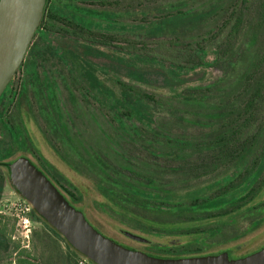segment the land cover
Segmentation results:
<instances>
[{"label": "trees", "instance_id": "obj_1", "mask_svg": "<svg viewBox=\"0 0 264 264\" xmlns=\"http://www.w3.org/2000/svg\"><path fill=\"white\" fill-rule=\"evenodd\" d=\"M49 1L45 2L40 26L27 51V55L35 58L28 64L27 73L29 80L33 78L34 102L38 105V112L41 116L45 110L43 103L48 105L58 117L61 110L58 87L55 81L48 80L47 76L44 80L39 79L36 60L52 63L51 59L57 57L65 66L66 79L70 80L69 94L75 99L77 92L81 96L82 93L86 95L91 91L100 98L108 99L105 102L98 100L97 102L101 103L105 109L108 108L107 105H111V108L107 109L112 112L111 120L115 121L120 130L134 143L137 142V146L146 151L151 158L155 160L172 159L182 162V165L189 164L191 162L189 158L177 153L183 152L184 148L199 147L197 151L212 154L209 158L230 164L229 169L221 177L210 183L183 192H175L164 184L146 175L143 176L137 169L136 172H132L134 177L126 175L125 172L130 171L131 168L125 164L129 162L125 156L122 157L123 163H119L115 168L111 167L98 153L102 152L101 148L98 147L99 150H96V145L86 144L87 142L80 140L81 135L71 133L69 130L70 151L75 155L77 164L80 165L78 167L80 170L76 169L77 167L72 169L76 172L84 170L97 179L96 189L102 199L97 207L109 212L111 217H119V221L129 228L143 232L147 236L150 234L149 237L153 235L162 239L178 233L188 236L185 249L181 251H171V245L154 243L146 245L147 255L159 258L201 256V249L192 246H203V241L221 233L223 230L221 226L224 225H236L240 221H246L247 232L256 229L264 221V136L258 144V149L255 148V136L260 129L256 125L264 107V32L259 36H252L250 42L246 43L247 49L255 47L258 42L260 45L247 70L236 75L237 80L234 84L238 86L240 93L233 102L237 113L236 117L225 126L224 131L218 133L215 140L210 142L207 138L173 137L154 126L153 118L158 111H165L179 120L192 123V120L178 117L176 110L169 109L174 103L188 108H203L209 111L208 118L223 117L220 116L221 113L215 115L210 109V106L214 105L215 96L218 95L220 98L221 91L216 90L214 85L203 88L201 82L206 77L207 70L214 64H218L220 60L225 61L223 64H226L229 70L237 69L244 51L240 49L237 54L232 50L204 48L199 44H194L192 36L187 34L199 30L203 23L219 14L222 11L223 0L220 4L200 12L184 11L182 9L184 5L180 3L171 5L162 9L158 19L135 26L117 22L123 16L120 13L102 9L94 10L79 5L84 4V1L57 0L50 5ZM118 1L102 0L99 5L102 8L104 5H118ZM249 1L230 0L227 9H224V12L228 13V8L231 6V13L222 25L223 28L229 26L227 42H234L240 34L243 28L244 7ZM261 3L264 6V0ZM90 4L92 5L93 2ZM103 12L107 15H116L114 19H107L113 22L107 25L109 31L97 30V28L93 30L83 26V20L89 17L90 20L91 18L95 20V16ZM126 13L131 15L128 9ZM133 28L136 33H145L150 38L172 36L173 40L168 41L172 48L169 50V52L172 51L170 57H166L162 62L154 57L131 52L128 48L124 51L123 47L117 45L121 40L115 37V34L119 31L127 34L128 30ZM41 29L40 43L33 44V40ZM54 32H60L59 36L63 41L45 42L46 36ZM102 46H108L111 50L107 51ZM180 47L181 49H178ZM97 55L116 64L117 67L111 66L107 70L92 63L90 58ZM209 55H212L211 59ZM236 56L238 58H235ZM141 67L158 68L161 71L164 81L163 88L168 90L165 92L168 99H156L154 96L140 93L120 82L119 79L124 77L134 84H144L146 79L144 72L140 71ZM119 69H125L127 75L121 74ZM105 72L117 75L116 84L119 92L116 93L107 88L104 82H100L98 75ZM31 86L33 85L23 82L19 84L18 89H14L9 84L0 97L1 113L5 110L4 96L8 93V95H18L16 112L21 116L19 121L23 120L21 106L24 103L27 106V112L32 117L31 101L27 89ZM76 86L81 90L75 92ZM114 111L115 115H113ZM4 120L6 125L8 121ZM206 125L203 124L202 127ZM13 127L16 129L15 135H11L13 142L17 148H25L26 141L21 130V123ZM102 136L106 137L103 133ZM245 136L249 137L242 142ZM159 148L166 150L161 151ZM65 183L70 189L62 188V195L71 205L72 202L79 204L82 195L80 193L75 195L71 190L77 193V188L68 181ZM2 185L3 178L0 176V192ZM29 218L31 221L45 225L57 240L65 243L69 251L76 254L73 260L69 256L62 264H76L77 257L81 255L72 249L57 231L33 210ZM167 218H175L178 221L170 222ZM210 222H213V227L212 223L207 224ZM205 226L209 228L202 229ZM149 230L151 233L146 232ZM4 233H6V224L0 226V234ZM4 248L5 242L0 238V251Z\"/></svg>", "mask_w": 264, "mask_h": 264}, {"label": "rangeland", "instance_id": "obj_2", "mask_svg": "<svg viewBox=\"0 0 264 264\" xmlns=\"http://www.w3.org/2000/svg\"><path fill=\"white\" fill-rule=\"evenodd\" d=\"M88 1V0H77ZM221 0H124L118 1V5L105 6L101 9L106 11H113L120 13L121 16L117 22L120 24L139 25L141 23H147L148 21L156 20L161 15L162 9L176 5L178 3L184 5L182 9L184 11L200 12L208 10L214 5L220 4ZM263 0H250L244 7L243 16V28L240 34L233 42H227V35L229 32V26L223 28V23L228 19L227 16L231 13V6L228 8V13L224 12L227 9L230 0H223L222 11L216 16L211 18L208 22L203 23L199 30L193 31L188 36H192L193 43L199 44L204 48L220 49L221 51L232 50L237 54L240 49L244 51L239 66L235 70H229L225 61H219L218 64H214L207 70V75L201 82V86L204 88L208 85H214L216 90H220V98L217 96L213 106H210L212 113L215 115L223 116L221 118H208L209 111L192 107L188 108L182 104L174 103L169 109H174L184 120H192L193 122H185L173 117L165 111H158L153 118V124L157 128L163 130L165 133L173 137L180 138H193V139H208L209 142L215 140L216 135L222 131L230 120L236 117L234 105V98L240 93V90L236 84L237 73L247 70L248 66L253 61L259 48L258 42L255 47L247 49L252 36H259L264 32V6H262ZM100 6V5H99ZM92 9L95 5L92 4ZM99 8V7H97ZM127 9L131 15L127 14ZM148 12V14H145ZM115 13V14H116ZM92 17V16H91ZM95 20H90V17L83 20V26L92 28L93 30L101 29L102 31H109L107 25L112 23L107 19H114L116 15H111L103 12L100 15L95 16ZM98 19H101L98 21ZM60 32H54L46 36L45 42H52L57 40L63 41L59 36ZM41 34L35 37L33 44H39V37ZM121 42L120 47L125 51L127 48L131 52H136L141 55H147L154 57L158 61H164L166 57H170L171 46L168 43L169 40H173L172 36H162L159 38H150L145 33H136L135 29H129L127 34L119 31L115 34ZM125 39V40H123ZM116 45V44H115ZM113 46V45H112ZM220 46V47H219ZM244 46V47H243ZM103 47V46H102ZM114 47V46H113ZM105 50H111L110 47H103ZM178 49H181L178 48ZM123 52V51H122ZM175 55V54H174ZM182 55V54H181ZM181 58V56H179ZM212 55H209L211 59ZM235 58H238L236 56ZM35 59V58H34ZM29 55H25L22 65L18 70L14 81L15 83L23 82L33 85L28 87V97L31 101L32 118L27 113L25 103L22 104V113L26 112L27 117L23 115L24 128L26 135L30 137L31 143L28 144L29 151L26 154L30 156L37 165V167L46 176V171L41 166L44 164L51 165L53 169L59 173V177L55 175V181L58 184H63L66 189H70L63 181H68L78 192L71 190L73 193L82 195V200L77 206L84 216L87 215L89 220L101 231L115 240L124 243L128 246L134 247L138 250L145 251L146 244H159V245H171V251H181L185 248V243L189 239L187 235H180L179 233L173 236L158 239L150 234L147 236L143 232L133 230L127 225L119 221V217L110 216L109 212L102 211L98 208V204L101 203V197L96 189L97 179L89 172L84 170L74 171L72 168H78L80 165L76 162L75 155L70 151L71 143L69 141V130L71 133H78L81 135L80 140H83L86 144H92L96 150L102 149L101 154L104 161L115 168L119 163H123L122 157L125 156L128 159V165L131 169L126 171L125 174L129 177H134L133 171H141L143 176H148L156 180V182L164 184L166 187L175 192H183L190 190L205 184L210 183L216 178L221 177L230 167V164L218 161L217 159L209 158L212 154L206 152H199L196 149L199 148H184L183 152H178V155H184L191 161L189 164H183L180 161L172 159H153L146 151H143L137 142L134 143L131 138L126 136L115 121L111 120L112 112L107 110L111 108V105H107V109L101 106V103L108 99L100 98L96 93L89 91L88 94H81L75 88V99L69 94L68 88H70V80L67 78V72L63 63H61L57 57L51 59L50 63L36 60V68L39 79H45L55 81L58 89V98L60 104V116L54 114L52 110L46 104H42L43 116H41L38 105L34 102V82L33 78L29 80L27 73V66L30 61L34 60ZM90 61L103 69L109 70L111 66L117 67L116 64L108 62L100 56H94L90 58ZM121 74L127 75L125 69L118 70ZM141 72L145 74L144 84H134L127 78L122 77L121 83L134 88L140 93L154 96L156 99H168L165 92L168 90L163 88L164 81L162 73L158 68L141 67ZM113 74V73H112ZM107 74L106 72L98 75L100 82H104V85L115 91H118L116 84L117 75ZM224 82V83H223ZM198 84V83H196ZM5 105V110L2 115L6 114L10 125H19V119L21 116L16 112V101ZM86 102V103H85ZM104 105V103H103ZM2 106L0 108V111ZM48 114V116H47ZM1 115V117H2ZM115 115V111L113 113ZM0 117V119H2ZM258 123L260 129L257 131L255 148L258 149V144L264 136V107L259 115ZM208 118V119H207ZM62 122V123H60ZM63 125L61 127V125ZM203 124H207L202 127ZM5 132L0 129V141L6 143L3 149H8L10 153L15 156L21 153L20 148L16 147V144L10 140L8 143L7 135H3ZM259 132V133H258ZM102 133L106 137L102 136ZM98 134H101V136ZM68 136V139L66 137ZM249 136H245L242 142ZM3 144L1 143V148ZM99 147V149H98ZM1 149V152L4 150ZM161 151L165 148H159ZM166 150V149H165ZM210 155V156H209ZM208 156V157H207ZM12 159V158H11ZM39 164V165H38ZM133 172V173H132ZM1 173V171H0ZM51 176L53 174H50ZM60 177H63L61 179ZM65 179V180H64ZM25 201L12 187L6 182L0 192V226L6 224V233L10 238L4 240L5 248L0 251V264H62V262L69 256L71 260L75 258L76 254L69 251L66 244L56 237L40 222L31 221L26 229H23L22 223L19 226V220L17 215H20V211L13 207L14 203H22ZM26 202V201H25ZM85 211H83L82 210ZM86 213V214H85ZM170 222L178 221L175 218H167ZM90 222V223H91ZM91 223V224H92ZM212 223V224H211ZM213 227V222L207 223ZM222 232L207 238L203 241V246L193 245L192 247L200 248V255L213 254L218 251L231 250V257L238 258L251 252H254L264 246V221L250 232L246 231V221H240L236 225H224ZM209 226H205L202 229H208ZM129 232L134 235H138L146 240L147 243L135 242L124 236L123 232ZM151 233L150 230L146 231ZM183 234V233H182ZM191 247V248H192Z\"/></svg>", "mask_w": 264, "mask_h": 264}, {"label": "water", "instance_id": "obj_3", "mask_svg": "<svg viewBox=\"0 0 264 264\" xmlns=\"http://www.w3.org/2000/svg\"><path fill=\"white\" fill-rule=\"evenodd\" d=\"M46 0H0V97L23 63L43 15ZM9 183L32 210L93 264H264V246L238 258L228 252L158 258L128 249L98 232L81 211L26 158L9 167ZM131 240H148L131 233Z\"/></svg>", "mask_w": 264, "mask_h": 264}, {"label": "flooded vegetation", "instance_id": "obj_4", "mask_svg": "<svg viewBox=\"0 0 264 264\" xmlns=\"http://www.w3.org/2000/svg\"><path fill=\"white\" fill-rule=\"evenodd\" d=\"M56 2L57 0H50L49 1V5L50 4H52L53 2ZM102 0H88V1H84L85 3L83 4V3H81V4H79V5H82L83 7H86V8H90V9H92V5L90 4V3H92L93 2V4L95 5V8H94V10H101V6H99V3L101 2ZM86 2H88V3H86ZM97 7H99V8H97ZM40 26V25H39ZM39 28V27H38ZM42 32V29L41 30H39L38 31V35L40 34ZM37 35V36H38ZM9 85V84H8ZM9 90V89H8ZM19 91H20V89H19ZM18 91V92H19ZM18 94V93H17ZM7 95V96H6ZM5 96H4V100H5V105H9V102L11 103V102H13L12 100H14V101H17V99H18V95L17 96H14V95H8V93L6 94ZM13 97H14V99H13ZM0 107H1V105H0ZM26 108H27V106H25ZM28 113V112H27ZM27 113L26 112H24L23 113V115H25L26 117H27ZM1 115H2V113H1V111H0V117H1ZM28 115L29 116H31V114L30 113H28ZM2 119H0V129H3L5 132H3V135H7V141H8V143L10 142V140H12L13 141V139H12V136H14L15 135V133H16V129H14V125H10L9 124V120H8V118L6 117V114L5 115H2V117H1ZM32 118V117H31ZM3 119H5L6 120V125L4 124V122H3ZM4 120V121H5ZM21 123V130H22V133H23V136H24V138H25V141H26V145H25V148H20V150H23V151H21V153L19 154V155H14L13 153H10L9 152V150L7 149H3L4 147H5V145H6V143H4L3 141H0V146H1V143L3 144V146H2V148L0 147V171H1V173H0V176L3 178V185H2V188H3V186H4V184L7 182L9 185H10V183H9V167H10V165L16 160V159H18V158H21V157H23V158H26V159H28L29 161H30V163L32 164V165H34L39 171H40V169L37 167V165H35V163L33 162V160H32V158L30 157V156H28V154H26V151H29V147H28V144L29 143H31V139H30V137L29 136H27L26 135V131H25V128H24V119L20 122ZM12 135V136H11ZM18 148V149H19ZM1 149H3L4 151L3 152H1ZM12 158V159H11ZM39 165V164H38ZM45 166L43 167V166H41L42 168H44L45 169V171H46V174H47V176H46V178L57 188V190L61 193V192H63V190H62V188H65V186L63 185V184H58L54 179H55V175L56 176H60L59 175V173H57L54 169H53V167L51 166V165H48V164H44ZM50 174H53L52 176L50 175ZM61 179H63V177H60ZM65 180V179H64ZM64 183H65V181H63ZM11 186V185H10ZM12 187V186H11ZM12 189H14V188H12ZM14 191H15V189H14ZM16 192V191H15ZM62 194V193H61ZM77 204L78 203H74V202H72V206L74 207V208H76L77 210H79L78 208V206H77ZM82 210H83V208H82ZM80 211V210H79ZM84 211V210H83ZM85 212V211H84ZM86 214V213H85ZM85 218L87 219V221L90 223L91 221L89 220V218L87 217V215L85 216ZM92 223V222H91ZM90 223V224H91ZM98 232H100L101 233V231L92 223L91 224ZM123 232V234H124V236L125 237H127L125 234H126V232L125 231H122ZM103 233V232H102ZM101 233V234H102ZM129 233V232H128ZM104 234V233H103ZM105 236L106 237H108V238H110L111 240H113V241H115L116 243H118V244H120V245H122V246H124V247H126V248H128V249H131V250H134V251H137V252H141V253H144V254H147L148 253V250H145V251H141V250H138V249H136V248H134V247H131V246H128V245H126V244H124V243H121V242H119V241H117V240H115L114 238H111V237H109V236H107L106 234H105ZM0 238H2L3 240H6V239H8L9 238V235L7 234V233H4V234H0ZM128 238V237H127ZM128 239H130V238H128ZM131 240V239H130ZM134 241V240H133ZM136 242V241H135ZM152 244V243H151ZM146 245H150V244H146ZM145 245V246H146ZM222 252H228L229 253V255L231 256V253H232V251L231 250H226V251H218V252H216V253H213V255H217V254H220V253H222ZM207 255H210V254H207ZM150 256V255H149ZM159 258V257H158Z\"/></svg>", "mask_w": 264, "mask_h": 264}, {"label": "built area", "instance_id": "obj_5", "mask_svg": "<svg viewBox=\"0 0 264 264\" xmlns=\"http://www.w3.org/2000/svg\"><path fill=\"white\" fill-rule=\"evenodd\" d=\"M32 43V41H31ZM31 45V44H30ZM18 74V70L15 73V75L13 76V78L11 79V81L9 82V84L14 88V89H18V86L20 83H15L14 79L16 77V75ZM13 207L16 210L20 211V215H17V218L19 220V226L20 223L23 224V226H21L23 229H26L30 223V218H29V214L31 213L32 208L30 207V205L23 201L22 203H14ZM76 264H92L87 258L81 256H78L76 259Z\"/></svg>", "mask_w": 264, "mask_h": 264}]
</instances>
